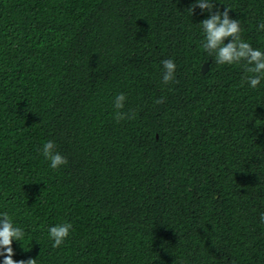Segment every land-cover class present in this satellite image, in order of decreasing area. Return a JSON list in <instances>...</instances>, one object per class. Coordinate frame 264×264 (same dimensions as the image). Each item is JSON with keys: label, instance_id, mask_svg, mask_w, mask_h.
<instances>
[{"label": "trees", "instance_id": "16d2710c", "mask_svg": "<svg viewBox=\"0 0 264 264\" xmlns=\"http://www.w3.org/2000/svg\"><path fill=\"white\" fill-rule=\"evenodd\" d=\"M195 2L0 0V213L25 233L15 261L264 264V80L241 86L242 64L204 51ZM213 2L264 52V0ZM118 94L135 119L117 122ZM48 141L66 165L51 168Z\"/></svg>", "mask_w": 264, "mask_h": 264}, {"label": "clouds", "instance_id": "9594fccd", "mask_svg": "<svg viewBox=\"0 0 264 264\" xmlns=\"http://www.w3.org/2000/svg\"><path fill=\"white\" fill-rule=\"evenodd\" d=\"M207 12L208 18L199 25L202 27L204 39L202 48L209 56L215 57L218 65H243L245 76L242 77V84L247 83L251 88L256 89L264 80V52L254 49L249 43L241 39V27L238 19H231L229 12L231 8L225 7L221 12L215 9L213 0H196L194 4L186 9L192 16L195 9ZM258 30H264V23L260 24ZM230 42L225 43V41ZM163 66L162 82L167 85L175 79L176 65L173 60L167 59L161 62ZM124 94H118L114 98V108L117 110L115 119L117 122L125 119H135V113L129 110L124 112ZM164 102V98L156 101L157 104ZM259 121V120H257ZM260 123H264L259 121ZM53 141L43 145L42 155L50 161L52 169H58L68 163L57 150ZM264 223V214L260 217ZM72 224L63 223L49 228V238L53 241L52 247L59 248L68 238ZM25 238V233L20 227L14 226L11 217L7 212L0 213V256H3V264H36L37 259L29 258L27 261H15L12 243Z\"/></svg>", "mask_w": 264, "mask_h": 264}, {"label": "water", "instance_id": "95a60500", "mask_svg": "<svg viewBox=\"0 0 264 264\" xmlns=\"http://www.w3.org/2000/svg\"><path fill=\"white\" fill-rule=\"evenodd\" d=\"M209 68H210V62H206V63L203 65V67H202V71H203V73H204V74L207 73L208 70H209Z\"/></svg>", "mask_w": 264, "mask_h": 264}]
</instances>
